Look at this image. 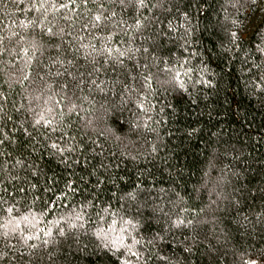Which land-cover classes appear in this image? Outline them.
Wrapping results in <instances>:
<instances>
[{
	"label": "trees",
	"instance_id": "obj_1",
	"mask_svg": "<svg viewBox=\"0 0 264 264\" xmlns=\"http://www.w3.org/2000/svg\"><path fill=\"white\" fill-rule=\"evenodd\" d=\"M125 261L264 264V0H0V264Z\"/></svg>",
	"mask_w": 264,
	"mask_h": 264
},
{
	"label": "snow or ice",
	"instance_id": "obj_2",
	"mask_svg": "<svg viewBox=\"0 0 264 264\" xmlns=\"http://www.w3.org/2000/svg\"><path fill=\"white\" fill-rule=\"evenodd\" d=\"M142 2H143V0H141V3H142ZM62 6H63V5H62ZM46 123H47V121H46ZM52 146H53V147H56L55 144H53ZM125 264H127L126 261H125ZM248 264H256V262H255V261H249Z\"/></svg>",
	"mask_w": 264,
	"mask_h": 264
}]
</instances>
